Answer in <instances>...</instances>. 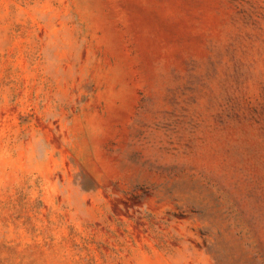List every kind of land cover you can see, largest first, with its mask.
Wrapping results in <instances>:
<instances>
[{
  "label": "rangeland",
  "instance_id": "1",
  "mask_svg": "<svg viewBox=\"0 0 264 264\" xmlns=\"http://www.w3.org/2000/svg\"><path fill=\"white\" fill-rule=\"evenodd\" d=\"M0 264H264V0H0Z\"/></svg>",
  "mask_w": 264,
  "mask_h": 264
}]
</instances>
